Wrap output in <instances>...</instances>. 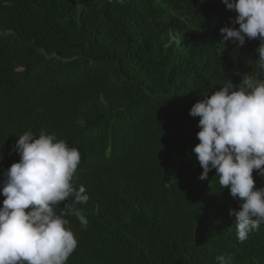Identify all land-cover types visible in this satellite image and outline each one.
I'll use <instances>...</instances> for the list:
<instances>
[{"label": "trees", "instance_id": "1", "mask_svg": "<svg viewBox=\"0 0 264 264\" xmlns=\"http://www.w3.org/2000/svg\"><path fill=\"white\" fill-rule=\"evenodd\" d=\"M235 16L222 0H0V182L25 131L79 150L89 199L56 209L88 225L65 217L66 264H264V224L237 240L238 201L192 151L203 93L264 80L259 39L221 43Z\"/></svg>", "mask_w": 264, "mask_h": 264}, {"label": "clouds", "instance_id": "2", "mask_svg": "<svg viewBox=\"0 0 264 264\" xmlns=\"http://www.w3.org/2000/svg\"><path fill=\"white\" fill-rule=\"evenodd\" d=\"M222 2L236 16L220 28L221 43L243 46L246 39H259L256 64L264 70V0ZM202 95L189 111L199 117V143L192 149L202 168L198 179H207L214 169L220 186L238 201L239 210L229 209V215L235 217L242 243L264 224V186L257 187L253 177L254 170L264 177V80L246 74L239 85L227 80ZM12 151L20 159L0 182L5 197L0 206V264H66L78 242L65 217L75 214L82 228L88 225L73 206L89 199L83 185L77 190L73 184L81 154L54 133L36 136L31 131L18 137ZM66 200L73 205L65 204L59 213ZM216 260L232 264L223 254Z\"/></svg>", "mask_w": 264, "mask_h": 264}]
</instances>
